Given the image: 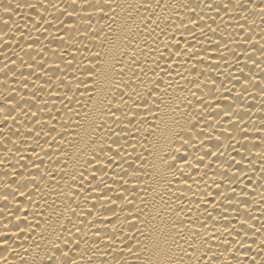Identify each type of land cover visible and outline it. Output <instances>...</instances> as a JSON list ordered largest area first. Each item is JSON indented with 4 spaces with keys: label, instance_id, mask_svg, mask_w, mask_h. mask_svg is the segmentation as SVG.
<instances>
[{
    "label": "bare ground",
    "instance_id": "6f19581e",
    "mask_svg": "<svg viewBox=\"0 0 264 264\" xmlns=\"http://www.w3.org/2000/svg\"><path fill=\"white\" fill-rule=\"evenodd\" d=\"M0 264H264V0H0Z\"/></svg>",
    "mask_w": 264,
    "mask_h": 264
}]
</instances>
